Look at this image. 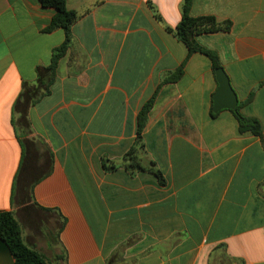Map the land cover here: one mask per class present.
Segmentation results:
<instances>
[{"label":"crops","instance_id":"1","mask_svg":"<svg viewBox=\"0 0 264 264\" xmlns=\"http://www.w3.org/2000/svg\"><path fill=\"white\" fill-rule=\"evenodd\" d=\"M65 1L79 18L52 77L66 36L45 31L55 11L0 0V212L14 213L24 244L49 264H264V0L190 9L231 22L196 41L260 137L212 112L210 60L166 32L183 0ZM150 100L144 170L125 168ZM0 264H14L2 242Z\"/></svg>","mask_w":264,"mask_h":264},{"label":"trees","instance_id":"2","mask_svg":"<svg viewBox=\"0 0 264 264\" xmlns=\"http://www.w3.org/2000/svg\"><path fill=\"white\" fill-rule=\"evenodd\" d=\"M193 0H183L181 5V20L174 28H166V32L176 38L187 49L188 54L200 53L208 57L211 62L212 70L220 68L217 57L203 49L196 41L199 35L214 34L218 32L227 33L231 30V22H217L213 16L191 17L190 9ZM42 8H49L55 11L46 32H52L61 29L65 32V40L63 44L55 50L51 64L49 67L50 74L53 77L58 60L65 54L69 45L70 27L78 20L79 16L76 12L69 11L66 7L65 0H38ZM181 75L180 70L176 71L167 82H174ZM153 100L148 101L140 110L136 123V138L134 146L124 156L125 168H137L140 171L144 169L140 166V158L138 150L143 149L142 132L144 130L147 116L152 108ZM238 123L239 134L250 133L254 136H261L260 124L253 120L242 116L236 107L232 111ZM114 167L110 168L113 169ZM156 177L159 184H163V179L159 171L149 169ZM0 242L4 244L8 252L13 258L14 264H49L44 256L36 252L34 249L27 247L22 239V229L20 224L12 212H0ZM108 264H119L112 257Z\"/></svg>","mask_w":264,"mask_h":264},{"label":"water","instance_id":"3","mask_svg":"<svg viewBox=\"0 0 264 264\" xmlns=\"http://www.w3.org/2000/svg\"><path fill=\"white\" fill-rule=\"evenodd\" d=\"M214 75L218 87L212 96V112L217 114L223 110H235L238 105V99L227 74L220 67L214 71Z\"/></svg>","mask_w":264,"mask_h":264},{"label":"rangeland","instance_id":"4","mask_svg":"<svg viewBox=\"0 0 264 264\" xmlns=\"http://www.w3.org/2000/svg\"><path fill=\"white\" fill-rule=\"evenodd\" d=\"M117 260V259H116ZM118 263H120V261L117 260Z\"/></svg>","mask_w":264,"mask_h":264}]
</instances>
